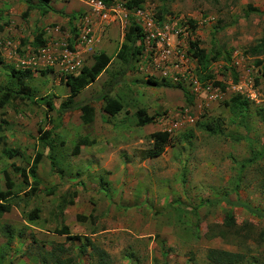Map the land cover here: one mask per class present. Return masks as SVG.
<instances>
[{
    "label": "rangeland",
    "instance_id": "obj_1",
    "mask_svg": "<svg viewBox=\"0 0 264 264\" xmlns=\"http://www.w3.org/2000/svg\"><path fill=\"white\" fill-rule=\"evenodd\" d=\"M2 3L0 98L8 89L21 92L0 105V190L9 193L10 205L0 213V264H43L35 223L70 227L79 236L68 239L77 264H213L207 258L212 248L241 255L225 264H264V0H145L155 19L163 17L160 28L170 32L175 65L157 69L137 54L126 71L114 60L67 111L58 73L31 70L22 84L12 76L9 65L16 60L4 43L16 44L23 34ZM11 3L18 10L19 1ZM64 14V22L48 26L67 31ZM109 27L96 51L111 36ZM125 33L119 27L113 38L118 49ZM191 40L208 57L220 53L205 73L224 89L200 80ZM115 80L109 95L123 107L109 116L97 96ZM233 96L246 100L243 111ZM139 109L153 115V123L138 125ZM159 129L168 131V143L160 155L146 157L150 133ZM78 194L93 212L84 221L74 216L77 201L68 203ZM35 208L39 219H30ZM132 211L143 218L134 222ZM93 227L110 230L95 236L87 257L89 251L78 250L91 240L86 230ZM219 230L223 237L214 234ZM105 246L111 257L96 255Z\"/></svg>",
    "mask_w": 264,
    "mask_h": 264
},
{
    "label": "built area",
    "instance_id": "obj_2",
    "mask_svg": "<svg viewBox=\"0 0 264 264\" xmlns=\"http://www.w3.org/2000/svg\"><path fill=\"white\" fill-rule=\"evenodd\" d=\"M86 10L73 18V23L67 31L53 27L48 32L45 42L31 47L29 44L20 47L18 44L6 41L4 48L8 57L15 58V66L19 68L55 67L62 75H76L95 52L101 43L103 32L111 24L119 25L126 31L131 20L140 28V53L153 67L167 70L175 65L174 47L170 44V32L160 28L153 13L144 5L132 8L124 2L103 0H80ZM55 32V33H54Z\"/></svg>",
    "mask_w": 264,
    "mask_h": 264
},
{
    "label": "trees",
    "instance_id": "obj_3",
    "mask_svg": "<svg viewBox=\"0 0 264 264\" xmlns=\"http://www.w3.org/2000/svg\"><path fill=\"white\" fill-rule=\"evenodd\" d=\"M38 1L41 4L46 5L48 4L50 0H38ZM103 1L106 3H111V1L113 0H103ZM144 1L145 0H126L124 1V4L128 8H132V7L141 5ZM46 11L47 9L43 8L42 13L44 14ZM156 17H157L156 21L157 20L162 21L163 19V17L160 14H156ZM140 35H141L140 28L132 20L130 22L129 28L127 29L124 35L125 42L121 43L120 48L116 52V56L119 59H121V61L124 63L126 71H127V67L131 65V60H133L135 56L140 52V47L139 45L136 44L137 40L140 38ZM41 36L42 34L39 33L35 41H32V44L34 46H37L44 42ZM189 45L190 47L193 48L192 56L196 58L204 74L200 78V80L204 81L207 79L211 82L213 86L224 89L225 88L224 83L218 80H213L210 74L205 73L208 62L210 60L211 61L217 60L220 53L215 52L214 55H212L211 57H208L207 53L205 52V49L199 47L198 42L196 40L189 41ZM110 59H111L110 56L107 55L104 51L97 52L93 55V63L90 65H84L78 74L76 75L69 74V75L61 77L63 78L64 83L69 87V93L66 96V100L61 102V108L64 111L75 109L78 107V104L72 106L70 105V103L73 102L74 97L80 92L81 89H83L88 84L93 82L98 77V75L108 66ZM9 66H10L12 76L17 78V81L19 84H22L24 80L23 78L27 77L31 73L30 68L19 69L14 64H11ZM236 79H237L236 74H234V80ZM117 82H118L117 80L111 83L109 82L108 87L105 89V91H103L99 96H97L99 100L104 101L103 111H105L106 114L111 115V116L116 114L123 106L122 103L119 101V99L113 98L109 95L112 84H115ZM11 92H12V89H8L7 91L4 92V94L0 98V105H3L9 99L10 96H16V94L21 92V89L20 88L17 89L13 95H11ZM42 98L44 99L43 101L46 104V106L49 108V110H53L54 107H53L52 100L49 97L44 98L43 96ZM233 101H237L236 106H239L240 112L241 110L242 111L244 110L243 106L246 103L245 99L238 100V97L233 96L231 97V102ZM92 112L93 111L90 110V112L86 116L84 115L87 118L85 120L91 119ZM136 114H137V119H138L137 121L138 125H144V124L150 123L154 119L153 115H149L145 113L142 109L137 110ZM46 135H48V131L43 134V136H46ZM150 136L152 138V147L146 151L145 156L146 157H156L164 151L165 146L169 140V133L166 130H156L150 133ZM38 156L39 155H37V158ZM37 158L34 159V161L36 160L37 162ZM29 172L32 175H34L33 167H31ZM20 174L23 177L24 181H26L27 173L22 169L20 171ZM6 178H7V185L8 187H10L11 182L9 181L7 176ZM8 196H9V193L7 191L0 190V213L8 212L10 210V205L8 201H5ZM69 202L71 203L72 201L70 200ZM38 211L39 210L37 208L33 209L32 213L29 214V218L30 219L38 218ZM251 211L253 210L251 209ZM78 217L81 218L80 216ZM231 219H232V216L228 214L227 219L225 221L227 226H229L232 223ZM55 232L59 234H65L68 239H79L78 235L70 234L69 228L66 225H63L61 228L56 229ZM214 234L215 235L219 234L220 236L223 235V233L220 232V230L215 232ZM97 250L99 254L100 253L106 254V252L102 249H97ZM101 256L102 255H100V257ZM239 257H241V255L237 252H231L227 250L214 249V248L209 249L208 254H207V258H209V261L213 264H225L227 262H236ZM102 264H105V263H102Z\"/></svg>",
    "mask_w": 264,
    "mask_h": 264
},
{
    "label": "crops",
    "instance_id": "obj_4",
    "mask_svg": "<svg viewBox=\"0 0 264 264\" xmlns=\"http://www.w3.org/2000/svg\"><path fill=\"white\" fill-rule=\"evenodd\" d=\"M0 1H4V3H2L1 9H3L5 12H8L7 17L12 16L17 21V23L19 24L18 25L19 26L18 32H20L23 35H19L21 37H17V38L20 41L18 43L20 45H23V46H25L27 44L33 45L32 41H35V39L39 33L42 34L41 38L46 37L48 35V32H46V31H49L50 29L53 28V27H49L48 25H51V24H54V23L60 22V21L64 22V18L62 17V15H59L60 13H62V12L65 13L64 16H66L65 17L66 24H67L68 29H70L72 26L71 23H73V17L86 10V6L83 3L78 2L76 0H50L48 2V4H46V5L41 4L38 0H18L20 3L18 10H17V7L12 6V3H11L12 0H0ZM43 8L47 9V11L44 14L42 13ZM10 10L15 12V14L14 13L11 14ZM39 14L42 15V17H40ZM0 20L3 21L4 17H1ZM119 27L120 26L117 24H111L109 27V29L111 30L110 31L111 36L109 38H107L106 41H104L102 43L103 45L100 46L101 51H104L111 58L108 66L98 75V77L93 82H91L86 87H84L83 89L80 90V92L74 97V100L76 102H77V100L84 98L85 95H88V93H87L88 88L90 86L94 85L97 82V80L99 79V77L102 76L104 73H106L107 69L110 68V66L114 62V60L118 59L121 62V60L116 56V52H117L118 48L113 43V41H114L113 38L115 36H117V32H118ZM13 34L14 35L17 34V31L14 30ZM22 42H24V43H22ZM121 42H122V40L120 41V45H121ZM18 43H16V44H18ZM120 45H119V47H120ZM92 63H93V58L90 57L89 59L86 60L87 65H90ZM58 91L63 94L62 96H60V98H65L69 93V87L64 83L60 87V89H58ZM116 114H114V115H116ZM93 115H95V114H93ZM114 115H112V116H114ZM109 116H111V115H109ZM150 123H153V122H150ZM147 125H149V123L144 124L142 126L144 127ZM159 130H162V129H159ZM79 195L80 194H78V196H76L74 199L72 198L71 201H73V202L77 201L75 208H77L78 211H75L76 214H74V216L76 215L78 221H79L78 216H80L81 220L84 221L89 217H93V212L90 211L91 209L89 208V206H87L85 204L81 205L79 203V201H78ZM68 203H70V202H68ZM90 205L93 207V204H90ZM39 212L40 211H38V214H39ZM4 213H7V212H4ZM132 214L135 218L134 222L136 221L135 216H137V220H140L143 218L140 213H137V212L135 213L134 211H132ZM44 225L45 224H43V223H35V224L31 225L32 226L31 230L36 232L37 241H39L41 244L40 249L44 252L43 253L44 259H43V261H41V263H43V264H77L78 257H76L77 258V261H76V259H74L73 257H71L69 255V249H68L69 248V240L66 237V235L56 233L55 232L56 229H53V228L48 227V226L43 227ZM68 228H70V227H68ZM108 230H110L109 227L108 228H100V229H94V227H93V228L86 230L88 232V234L91 236L92 241L90 239H89L90 241L88 239H86L85 243H82L83 241H81V245H83V246H81V245L79 246V250H78L79 254H82V253H85L86 251H89V254L86 253V256L90 257V250L93 249L95 246V241H94V239H96L95 236H98L99 234H101V232L106 233ZM129 231L134 232V229H130ZM0 241H2V240H0ZM86 243H87V245L84 246V244H86ZM34 244L36 246V242ZM107 248L108 247L105 246L102 250H104L106 252L105 255H108V257L109 256L111 257L112 254L108 251ZM98 254L99 253H96V255H98ZM91 255L93 256V259L96 258L94 253ZM128 255L129 256H127V257L133 256L131 254H128ZM99 257H100V254H99ZM98 264H100V261L98 262ZM105 264H110V260L106 261Z\"/></svg>",
    "mask_w": 264,
    "mask_h": 264
},
{
    "label": "clouds",
    "instance_id": "obj_5",
    "mask_svg": "<svg viewBox=\"0 0 264 264\" xmlns=\"http://www.w3.org/2000/svg\"><path fill=\"white\" fill-rule=\"evenodd\" d=\"M124 5H125V4H124ZM141 5H143V4H141ZM126 7H127V6H126ZM75 16H76V15H75ZM75 16H74V17H75ZM74 17H73V18H74ZM131 21H132V20H131ZM126 31H127V30H126ZM46 32H48V31H46ZM49 35H51L50 32H48V35H47L46 37L42 38L44 42H45V38L49 37ZM138 40H139V39H138ZM138 40H137L136 44L138 43ZM44 42H43V43H44ZM121 43H122V42H121ZM18 45H19L20 47H23V45H20L19 43H18ZM39 45H40V44H39ZM138 45H139V44H138ZM30 46H31V47H36V46H34V45H31V44H30ZM37 46H38V45H37ZM139 46H140V45H139ZM140 49H141V47H140ZM100 51H101V50H100ZM100 51H96L95 53L100 52ZM95 53H94V54H95ZM139 53H140V52H139ZM139 53H138V54H139ZM94 54H93V55H94ZM93 55L91 56V58H93ZM85 65H87V64H85ZM16 67H17V66H16ZM18 68H19V67H18ZM28 68H30V67H28ZM19 69H24V68H19ZM30 69H31V70H38V71H40V72H42V71L55 72V73H58L59 75H61L62 77L65 76V75H62L60 72H58V71L55 69V67H47V68L44 67V68H39V69H38V68H30Z\"/></svg>",
    "mask_w": 264,
    "mask_h": 264
}]
</instances>
